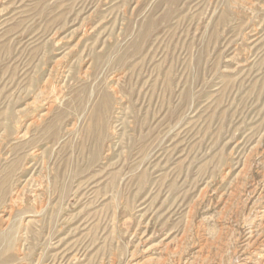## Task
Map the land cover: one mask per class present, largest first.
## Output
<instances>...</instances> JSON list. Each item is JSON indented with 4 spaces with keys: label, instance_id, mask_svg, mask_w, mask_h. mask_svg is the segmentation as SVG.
Returning <instances> with one entry per match:
<instances>
[{
    "label": "rangeland",
    "instance_id": "1",
    "mask_svg": "<svg viewBox=\"0 0 264 264\" xmlns=\"http://www.w3.org/2000/svg\"><path fill=\"white\" fill-rule=\"evenodd\" d=\"M263 213L264 0H0V264H263Z\"/></svg>",
    "mask_w": 264,
    "mask_h": 264
},
{
    "label": "bare ground",
    "instance_id": "2",
    "mask_svg": "<svg viewBox=\"0 0 264 264\" xmlns=\"http://www.w3.org/2000/svg\"><path fill=\"white\" fill-rule=\"evenodd\" d=\"M40 91H42V90H40ZM40 94H41V93H40ZM40 94H39V95H40ZM39 95H38V96H39ZM53 103H54V102H53ZM53 103H52V104H53ZM50 105H51V104H50ZM50 107H51V106H50ZM47 110H48V109H47ZM34 123H35V122H34ZM256 210H257V209H256ZM258 211H260V210H258ZM5 212H6V211H5ZM263 214H264V213H263ZM259 215H260V214H259ZM257 218H258V215H257ZM257 218H256V219H257ZM260 219H261V218H260ZM258 220H259V219H258ZM259 221H260V220H259ZM252 222H253V221H252ZM262 222H263V220H262ZM250 223H251V221H250ZM254 223H255V222H254ZM251 224H252V223H251ZM258 224H259V223H258ZM263 224H264V223H263ZM263 224H261V225H263ZM261 225H260V226H261ZM251 226H252V225H251ZM254 226H255V225H254ZM257 226H258V225H257ZM258 227H259V226H258ZM255 231H258V230L256 229ZM258 233H260V232H258ZM258 233H257V234H258ZM263 233H264V232H263ZM261 234H262V233H260V235H261ZM251 235H252V234H251ZM256 236H257V235H256ZM252 237H253V236H252ZM254 237H255V236H254ZM257 237H259V234H258ZM257 237H256V238H257ZM253 239H254V238H253ZM255 241H256V240H255ZM261 244H262V243H261ZM18 251H19V250H18ZM259 253H260V252H259ZM257 254H258V253H257ZM261 254H262V253H261ZM261 256H262L261 259L264 258V254H262ZM218 258H219V257H218ZM261 259H260V260H261ZM162 262H163V261H162ZM257 263H258V262H257ZM257 263H256V264H257ZM259 264H261V263H259ZM263 264H264V263H263Z\"/></svg>",
    "mask_w": 264,
    "mask_h": 264
}]
</instances>
